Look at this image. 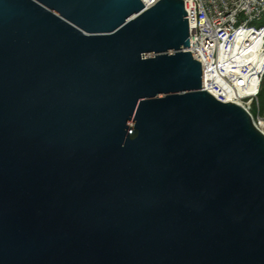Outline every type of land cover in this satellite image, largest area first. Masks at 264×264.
<instances>
[{
	"label": "water",
	"instance_id": "obj_1",
	"mask_svg": "<svg viewBox=\"0 0 264 264\" xmlns=\"http://www.w3.org/2000/svg\"><path fill=\"white\" fill-rule=\"evenodd\" d=\"M202 75L184 0H0V264H264V132Z\"/></svg>",
	"mask_w": 264,
	"mask_h": 264
},
{
	"label": "built area",
	"instance_id": "obj_2",
	"mask_svg": "<svg viewBox=\"0 0 264 264\" xmlns=\"http://www.w3.org/2000/svg\"><path fill=\"white\" fill-rule=\"evenodd\" d=\"M146 8L159 0H142ZM190 51L202 64V89L241 105L264 132V0H184Z\"/></svg>",
	"mask_w": 264,
	"mask_h": 264
},
{
	"label": "trees",
	"instance_id": "obj_3",
	"mask_svg": "<svg viewBox=\"0 0 264 264\" xmlns=\"http://www.w3.org/2000/svg\"><path fill=\"white\" fill-rule=\"evenodd\" d=\"M260 104H261V113L264 114V77L262 80L261 90L259 94Z\"/></svg>",
	"mask_w": 264,
	"mask_h": 264
}]
</instances>
